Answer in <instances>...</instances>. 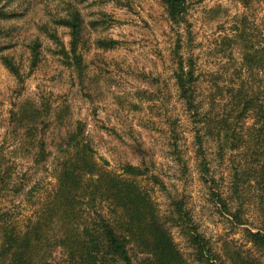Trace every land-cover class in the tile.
<instances>
[{
    "label": "trees",
    "instance_id": "16d2710c",
    "mask_svg": "<svg viewBox=\"0 0 264 264\" xmlns=\"http://www.w3.org/2000/svg\"><path fill=\"white\" fill-rule=\"evenodd\" d=\"M88 1L0 0V60L20 86L25 76L21 59L15 54L19 44L28 53V69L34 71L42 62L45 39L84 84L86 19L81 5ZM114 1L122 4L121 0ZM254 1L264 2L241 3L248 11ZM161 4L171 27L185 30L188 39L182 43V35L178 34L173 75L179 98L193 122L203 181L215 180L205 151V145L213 143L216 158L230 163V202L234 201L236 207L230 208L220 194L213 191L212 195L233 224L250 226L244 232L252 248L245 250L224 243L216 250L200 231L187 197L170 192L152 172L147 150L140 144L133 146L140 164L127 163L122 173L116 174L100 165L83 125L76 123L74 129L52 139L58 156L57 183L37 204L32 203L33 215L23 228L0 208V264H264V38L244 14L233 37L224 41L228 49L240 53V61L235 60L231 50L229 67L213 75L205 90L206 80L196 59L183 53L193 44L188 0H161ZM27 17L34 28L28 27V35L22 36L24 27L18 24ZM104 22L106 18L99 21ZM60 29L69 31L68 45ZM95 43L104 49L119 44L102 38ZM66 110L67 107L58 108L53 113L50 101L27 100L14 113V134L32 143L38 163L48 161L53 154L46 131L54 120L61 127L65 125ZM10 171L0 166V184H10ZM144 180L166 195V210L142 184ZM25 189L16 187V196H22ZM34 190L33 187L25 195L27 202H32L28 195ZM248 202L258 207L259 223L246 219ZM173 230L186 240L189 255L181 250Z\"/></svg>",
    "mask_w": 264,
    "mask_h": 264
},
{
    "label": "rangeland",
    "instance_id": "374dc122",
    "mask_svg": "<svg viewBox=\"0 0 264 264\" xmlns=\"http://www.w3.org/2000/svg\"><path fill=\"white\" fill-rule=\"evenodd\" d=\"M188 2L193 44L190 50L184 48L183 53L196 59L207 90L213 75L229 67L231 50L235 60L240 61V53L228 49L224 41L233 37L244 14L264 38V2L254 1L248 11L241 0ZM120 3L90 0L81 5L86 19V45L82 50L87 65L84 84L55 55L56 48L47 39L42 62L34 71L28 69V53L19 44L15 54L23 65V86L0 60V166L11 169V179L7 178L10 184H0V208L8 211L11 219L19 221V227L23 228L33 215L32 203L37 204L57 183L58 156L52 139L81 123L100 165L116 174H121L127 163L140 164L133 146L140 144L147 150L152 172L170 192L187 197L200 231L216 250L224 243L245 250L252 248L244 232L250 226L233 224L212 195L216 192L228 201L230 208L236 207L234 201L230 202V163L216 158L213 143L206 144L205 151L215 180L205 182L202 178L193 122L179 98L173 75V50L178 34L182 35V43H187L185 30L171 27L161 0ZM101 18H106L104 24L99 23ZM18 25L24 27L22 36L28 35L25 29L34 28L30 17L21 19ZM60 34L68 45L69 31L60 29ZM97 38L112 39L119 44L113 49L99 48ZM27 100H48L53 104V113L67 107L65 125L61 127L54 120L46 131L49 150L53 152L46 162L38 163L32 143L13 131L12 117ZM142 184L151 191L160 208L166 210V195L148 180ZM20 186L26 189L22 196H16V187ZM33 187L36 190L28 195L32 202H27L25 195ZM249 203L245 205V217L250 223H259L258 207ZM173 231L181 250L189 255L186 240L177 230ZM252 253L260 256L258 251ZM261 259L264 263V257Z\"/></svg>",
    "mask_w": 264,
    "mask_h": 264
}]
</instances>
